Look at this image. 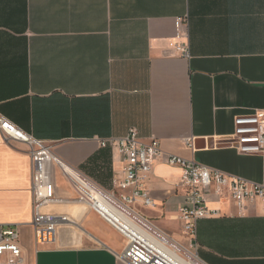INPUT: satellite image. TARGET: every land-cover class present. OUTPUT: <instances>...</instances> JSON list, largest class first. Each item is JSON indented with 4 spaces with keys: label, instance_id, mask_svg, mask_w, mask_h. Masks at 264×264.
Masks as SVG:
<instances>
[{
    "label": "crops",
    "instance_id": "0c3cea01",
    "mask_svg": "<svg viewBox=\"0 0 264 264\" xmlns=\"http://www.w3.org/2000/svg\"><path fill=\"white\" fill-rule=\"evenodd\" d=\"M174 42L188 44V58ZM0 114L108 191L120 192L113 181L122 163L100 141L131 128L165 154L264 183V153L222 142L235 116H264V0H0ZM49 171L66 201L46 210L77 225L35 244L30 155L22 143L0 140V224L20 227L28 264H126L121 234L74 200L53 161ZM180 172L157 159L147 183L154 204L131 205L158 235L180 224ZM208 205L219 213L197 222L199 260L264 264L261 203L243 213L216 196Z\"/></svg>",
    "mask_w": 264,
    "mask_h": 264
},
{
    "label": "built area",
    "instance_id": "2783aa9c",
    "mask_svg": "<svg viewBox=\"0 0 264 264\" xmlns=\"http://www.w3.org/2000/svg\"><path fill=\"white\" fill-rule=\"evenodd\" d=\"M186 24V18L177 21V27ZM178 36L179 35L178 32ZM174 49L182 57H189L188 44L174 42ZM0 140L22 143L27 147L31 160V227L35 244L54 240L58 228L77 225L66 213L52 212L46 207L62 203L66 199L55 195L51 181L49 164L53 161L60 173L70 183L75 193L74 200L96 212L124 238V250L119 258L126 264H190L197 260L203 264L196 253V228L200 219L215 216L218 209L210 208L211 196L218 200H230L239 213H243L247 203L259 201L264 208V183H256L245 178L210 168L191 159L165 154L157 139L142 141L135 128L129 129L120 138H107L100 141L102 147L111 145L120 156L123 176L114 180L113 185L120 192L104 189L80 169L68 164L55 155L49 144L35 138L15 123L0 114ZM222 142L236 148L241 154L261 155L264 153V116L241 114L233 119V132L222 138ZM191 147V143H187ZM180 168L178 187L183 201L176 210L175 219L190 242L191 250L179 254V261L170 256H152L144 248L133 242L127 229L120 222V216H129L150 225L138 216L131 205L140 201L142 206L154 204L147 183L157 159ZM135 217V218H134ZM136 220V221H137ZM0 264H28L20 241L18 225L0 224Z\"/></svg>",
    "mask_w": 264,
    "mask_h": 264
},
{
    "label": "bare ground",
    "instance_id": "6f19581e",
    "mask_svg": "<svg viewBox=\"0 0 264 264\" xmlns=\"http://www.w3.org/2000/svg\"><path fill=\"white\" fill-rule=\"evenodd\" d=\"M119 220L127 229V234L130 236L131 240L144 248L152 256H170L173 260H180L181 256L171 249V246H173L172 240L170 241L168 238L158 235L150 226L143 224L144 221L139 223V220L135 219L134 221L133 218L129 216H120ZM190 264L200 263L195 260L194 263Z\"/></svg>",
    "mask_w": 264,
    "mask_h": 264
},
{
    "label": "rangeland",
    "instance_id": "374dc122",
    "mask_svg": "<svg viewBox=\"0 0 264 264\" xmlns=\"http://www.w3.org/2000/svg\"><path fill=\"white\" fill-rule=\"evenodd\" d=\"M165 229L166 230H162L161 228H158L159 232L163 236H166L170 241L172 240V249L177 250L176 252L179 254H181V252L186 253L191 250L190 242L188 240L186 241L187 236L182 231L180 224L173 223L171 227Z\"/></svg>",
    "mask_w": 264,
    "mask_h": 264
},
{
    "label": "trees",
    "instance_id": "16d2710c",
    "mask_svg": "<svg viewBox=\"0 0 264 264\" xmlns=\"http://www.w3.org/2000/svg\"><path fill=\"white\" fill-rule=\"evenodd\" d=\"M95 158H97V155H96V156H93V157L90 159V161H91V160H94Z\"/></svg>",
    "mask_w": 264,
    "mask_h": 264
}]
</instances>
